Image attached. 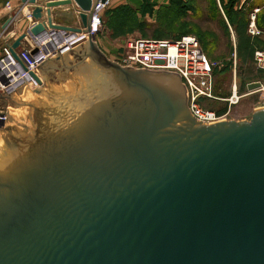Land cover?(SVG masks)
Listing matches in <instances>:
<instances>
[{"label": "water", "instance_id": "95a60500", "mask_svg": "<svg viewBox=\"0 0 264 264\" xmlns=\"http://www.w3.org/2000/svg\"><path fill=\"white\" fill-rule=\"evenodd\" d=\"M97 2L21 0L37 23L10 54L80 31L52 9L89 31ZM36 69L0 131V264H264V108L197 121L176 68L118 64L94 37Z\"/></svg>", "mask_w": 264, "mask_h": 264}, {"label": "built area", "instance_id": "2783aa9c", "mask_svg": "<svg viewBox=\"0 0 264 264\" xmlns=\"http://www.w3.org/2000/svg\"><path fill=\"white\" fill-rule=\"evenodd\" d=\"M108 6L109 0H105L103 3L97 2L92 6L89 31L78 24L79 32L46 27L36 36L27 34L21 46L15 51L17 59L13 58L9 51L13 35L11 32L6 33L3 37L5 41L0 46V107L7 105L10 94L24 84L31 90L39 87L31 74H34L42 82L36 69L41 63L87 42L90 37H94L96 41V37L103 27L104 10ZM30 7L25 3L21 4L18 11L9 10L13 14L10 16L12 22L20 16L22 11H25V16L30 21L27 32L37 23L31 17ZM257 11L259 9H255L250 14L248 25V33L253 37L264 35L263 31L255 27L254 20ZM2 36L1 32L0 38ZM113 61L132 67L176 68L187 91V108L192 117L197 121L209 124L226 121L231 108L237 106L247 94L252 92L264 94V86L261 84L258 90L248 91L246 94L240 93L234 71L228 96L225 99L217 98L214 95V70L218 65L208 59L199 41L192 35H184L175 40L128 39L124 42L123 50ZM253 61L257 70L264 72V51L255 50ZM205 101L224 102L226 111L220 113L215 109L208 108L205 106ZM6 117V114L0 111V130L5 124Z\"/></svg>", "mask_w": 264, "mask_h": 264}, {"label": "rangeland", "instance_id": "374dc122", "mask_svg": "<svg viewBox=\"0 0 264 264\" xmlns=\"http://www.w3.org/2000/svg\"><path fill=\"white\" fill-rule=\"evenodd\" d=\"M216 5L218 7L217 2ZM191 6L193 8L189 11L190 14L188 16L182 17L178 16V14H174L171 20L165 17V19L162 21L163 23L161 22V24H155L153 22H149L148 20L142 22L140 18L142 17L141 14L143 13H139V11L136 10H125L117 13L116 11L113 12L115 9H110V17L112 15H115L116 17V15H118L117 20L114 21L115 29L117 31H110L106 27L107 25H105V18L107 16L106 13L108 12L107 7L103 13L104 24L101 30L106 31L107 29L109 30V33H107V31H101L99 33L100 35H97V38L106 40L110 43L109 59L113 61L118 53L123 50L124 42L128 39L150 38L156 40H175L184 35H192L195 36L197 40H199L197 35L201 34L206 39H208V42L210 43L208 48L211 55L200 43L202 50L211 62L218 65L214 73V95L217 98L225 99L228 96L234 71L236 74L239 92L242 94L245 92L244 84L247 81L257 80L264 84V77L259 74L260 71L257 70L253 61V52L256 48H261V46H264V40L258 38L261 35L251 38L253 36L247 32L249 16L245 15L244 12H240L239 19H241V23L245 25L243 29L246 30L244 39L246 41L248 40L251 45V50L249 47H246L244 49L246 52L240 55L238 54L236 48L238 41L235 31H233L234 37H231L230 34L229 36H225L223 34V29L220 25V20L223 18H221L222 15L220 10L218 9L219 14L216 16V14H214L212 11L210 0H193V4H191ZM148 12H151V9H148ZM71 15L72 14L69 15L61 12L60 8L52 9V16H55L60 23H67L71 21ZM159 15L161 16L163 13L160 11ZM24 18L27 19V17L23 16L18 17L14 22L8 25L5 31L0 29V34L1 32L3 34L2 38H0V46L5 41L3 37H5L6 33L12 31L14 28H16L18 32L24 31L26 27V23L23 21ZM25 32L26 30L22 34ZM41 86H43V80L42 84L39 85L38 88ZM29 90L32 91L31 89ZM257 95L263 96L264 94L259 93ZM209 102L210 101H205V106L208 108H213L218 104L225 105V103L221 101ZM7 107L8 103L2 108L0 107V111L4 112L6 116ZM3 129L4 125L1 130Z\"/></svg>", "mask_w": 264, "mask_h": 264}, {"label": "crops", "instance_id": "0c3cea01", "mask_svg": "<svg viewBox=\"0 0 264 264\" xmlns=\"http://www.w3.org/2000/svg\"><path fill=\"white\" fill-rule=\"evenodd\" d=\"M44 1H46V0H38L39 3H42ZM183 2L184 3L190 2L191 4H193V0H183ZM216 2L218 4V9L221 12L222 18L225 21L227 30L229 32L228 36L230 34L231 37H234L233 31H235V29L232 26H230V24L228 23L225 15L223 13V9H222L223 6L227 5L230 2V0H216ZM169 4H170V0H109V6H108L107 10L116 9V8H120V7H129L133 10L140 11L143 9V7L145 5H147L148 8L152 9V13L142 16L140 18V20L142 22L148 20L149 22L154 23L156 21V15H157V11L159 10V8L168 7ZM20 7H21V0H0V29L4 25L5 21L11 15H13L12 12H10L9 10L11 9L13 11H18V9H20ZM255 9H259V11H257L255 14V20H254L255 27L264 32V24L260 23L261 27H259L260 18L262 15H264V0H255V1H252V0H246V1L236 0V2L234 4V10H236L238 12H244L245 15L249 16V23H250V14L253 13ZM60 10H61V12L65 13V14L72 12L71 7H62V8H60ZM189 14H190V12L188 11V15ZM22 16L26 17L25 11H22L20 13L19 17H22ZM23 21H25V23H26V27L24 29V31H25V30H27V28L30 24V21L28 19H25V18L23 19ZM53 21L55 23H58V24L68 25V26H72V27H79L78 26L79 22L75 21L72 18H71V21H69L67 23H60L57 20V18L55 16H53ZM249 23H248V25H249ZM248 25H247V32H248ZM24 31L18 32V30L16 28H14L12 31H10L11 34L13 35L11 41L13 42ZM101 31H105V30H101ZM106 31H107V33H109V30L106 29ZM235 33H236V31H235ZM245 34H246V32H245ZM261 36L260 37L255 36V37H258V38H261L264 40V35H261ZM97 37H96L97 46L109 59V57H110V43L106 40L99 39ZM236 37H237V41H238L237 34H236ZM251 38H254V37H251ZM255 50L264 51V46H261V48H256ZM207 51H208V53H210L208 47H207ZM210 55H211V53H210ZM259 74L262 77H264V72L260 71ZM252 82H258L262 86H264V84H262L260 81H257V80L247 81L244 84L245 92L243 94H246L248 92L247 86H248V84H250ZM259 93L260 92H252V93H249L246 96H244L237 106H234L231 108V111L229 113L227 120H229L231 118H233L234 121L249 120L251 115L253 114V112L255 110H258L260 108H264V95L258 96L257 94H259ZM212 109L220 111V113H223L226 111V107L224 104L215 105V107H213Z\"/></svg>", "mask_w": 264, "mask_h": 264}, {"label": "trees", "instance_id": "16d2710c", "mask_svg": "<svg viewBox=\"0 0 264 264\" xmlns=\"http://www.w3.org/2000/svg\"><path fill=\"white\" fill-rule=\"evenodd\" d=\"M236 0H230V2L223 6V13L228 21V23L230 24V26L234 27L235 31H236V34L238 36V42H237V52L238 54H242V53H245L246 51L244 50L246 47H249V49L251 50V45L250 43L248 42V40L246 41L244 39V36H245V29L244 28V24L241 23V19H239V16H240V12L234 10V4H235ZM210 4H211V8H212V11L214 14H216V16L219 14V11H218V7L216 5V0H210ZM192 6H191V3H184L183 0H170V4L168 7H161L159 8V10L157 11V15H156V21L154 22L155 24H161V22L166 18H169L170 20L173 18L174 14H178V16H188V11L192 10ZM148 9H151V8H148L147 5H145L143 7L142 10L139 11L142 12L143 14H141L142 16L146 15V14H151L152 13V9H151V12H148ZM125 10H128V11H132L133 9L129 8V7H120V8H116L113 12H122V11H125ZM135 11V10H133ZM161 11V13H163V15H159V12ZM106 18H105V25H107L106 27L110 30V31H117L115 29V25H114V21L117 20V17L118 15H112L110 17V10H108V12L106 13ZM221 16V15H220ZM222 18V17H221ZM220 20V19H219ZM104 22V20H103ZM163 23V22H162ZM264 24V15L261 16L260 18V22H259V27H261V24ZM104 24V23H103ZM220 25L222 26V29H223V34L225 36H228V30H227V27H226V24L224 22L223 19L220 20ZM198 37V41H200L199 43L202 44V46L204 48L207 49V47H209V42H208V39H206L203 35L201 34H198L197 35ZM157 39H163V38H157ZM200 44V45H201ZM216 69L214 70V73H215ZM220 112V111H218Z\"/></svg>", "mask_w": 264, "mask_h": 264}]
</instances>
